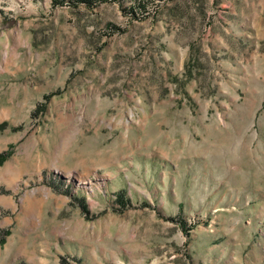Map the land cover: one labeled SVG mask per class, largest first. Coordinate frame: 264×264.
I'll use <instances>...</instances> for the list:
<instances>
[{
  "label": "rangeland",
  "instance_id": "1",
  "mask_svg": "<svg viewBox=\"0 0 264 264\" xmlns=\"http://www.w3.org/2000/svg\"><path fill=\"white\" fill-rule=\"evenodd\" d=\"M0 264H264V0H0Z\"/></svg>",
  "mask_w": 264,
  "mask_h": 264
},
{
  "label": "trees",
  "instance_id": "2",
  "mask_svg": "<svg viewBox=\"0 0 264 264\" xmlns=\"http://www.w3.org/2000/svg\"><path fill=\"white\" fill-rule=\"evenodd\" d=\"M53 5H77L79 3L90 5L92 0H51ZM3 242V238H1L0 243Z\"/></svg>",
  "mask_w": 264,
  "mask_h": 264
}]
</instances>
